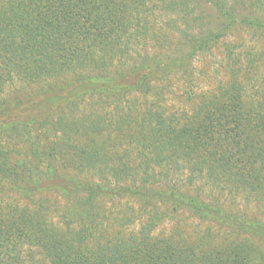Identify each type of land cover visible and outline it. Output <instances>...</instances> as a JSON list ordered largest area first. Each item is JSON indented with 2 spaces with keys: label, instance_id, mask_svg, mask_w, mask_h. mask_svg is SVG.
<instances>
[{
  "label": "trees",
  "instance_id": "1",
  "mask_svg": "<svg viewBox=\"0 0 264 264\" xmlns=\"http://www.w3.org/2000/svg\"><path fill=\"white\" fill-rule=\"evenodd\" d=\"M186 1L0 0V264H264V221L237 210L264 207V50L226 49L227 80L190 90L191 62L264 16L201 0L219 28L160 54L180 45L157 14Z\"/></svg>",
  "mask_w": 264,
  "mask_h": 264
},
{
  "label": "rangeland",
  "instance_id": "2",
  "mask_svg": "<svg viewBox=\"0 0 264 264\" xmlns=\"http://www.w3.org/2000/svg\"><path fill=\"white\" fill-rule=\"evenodd\" d=\"M182 1V0H181ZM187 6L183 9L182 7H177L170 12H159L157 14V18L165 22L166 19L175 20V27L177 31L170 32L165 30L164 32H169V39H171L174 43H179L180 47L174 48L167 47L165 45L163 50L159 49L160 54H171L175 51H180L185 53L189 49L185 46L183 42H181L182 35L180 31H188L192 30L193 32H198V30H211L216 31L220 26L221 20L218 18V12L213 9L211 6L206 4L201 0H187ZM229 5H234L235 17L240 20L242 18L247 17L248 15L251 18H258L263 20V15H258L250 11V5L247 1L237 2L236 0H229ZM182 8L183 10L179 9ZM157 19V21H158ZM153 20V17L152 19ZM191 28V29H190ZM172 31V30H171ZM190 32V31H188ZM195 34V33H194ZM232 44L233 47L229 46ZM152 43L149 44L151 47ZM233 48L234 54H243L245 50L247 51L249 48L257 49L258 51L264 50V31H253L249 28H244L243 26L235 25L229 32L228 35L218 43L210 52L206 54L198 55L191 62V75L193 83H191V89L193 95H199L200 93L212 91L219 83H224L228 78V71L226 69L227 62V52L226 49ZM151 47L150 50L153 54L157 52L156 48ZM149 52V51H148ZM244 57L241 58V64H245ZM258 81L264 80V65L259 69ZM172 83L174 87L172 88V93H174V101H171L175 107L185 106L187 100V91L184 89L185 83L181 80H176V78H172ZM181 97V98H177ZM186 190V187L184 188ZM208 194V193H207ZM53 197V196H52ZM208 197V196H206ZM208 197L206 200H210ZM237 204L239 207L237 210L242 212L243 210L248 215H253L264 221V207L262 206H254L244 205L240 199L237 200ZM228 204V203H227ZM226 206V209L229 210ZM179 226L186 233H191L195 229L197 225L201 224V228L206 227L205 223H202L189 215L185 214V216L180 218ZM138 226H136L137 228ZM171 227V222L166 221L165 223H161L155 230L154 234H160L161 232L167 233L169 228ZM137 230V229H136ZM244 237V236H241ZM244 238H247L244 237ZM249 242L254 244L256 247L264 251V245L260 243V241L256 237H250Z\"/></svg>",
  "mask_w": 264,
  "mask_h": 264
}]
</instances>
